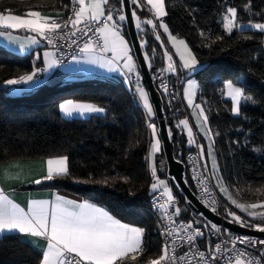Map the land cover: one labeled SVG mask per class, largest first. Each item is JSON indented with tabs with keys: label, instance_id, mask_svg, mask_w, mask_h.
I'll list each match as a JSON object with an SVG mask.
<instances>
[{
	"label": "trees",
	"instance_id": "trees-1",
	"mask_svg": "<svg viewBox=\"0 0 264 264\" xmlns=\"http://www.w3.org/2000/svg\"><path fill=\"white\" fill-rule=\"evenodd\" d=\"M109 1L113 7L120 8L117 0ZM165 3L164 23L173 35L185 40L201 67L192 75L198 85L196 103L202 105L208 116L219 173L238 199L247 203L263 202L262 34L250 29H233L229 34L224 30L223 17L228 7H235L236 23H262L264 0H165ZM71 4V0H0V13L11 11L24 16L32 10L51 17L57 14L65 17ZM131 9L145 18L143 8L131 5ZM122 33L130 39L125 23ZM137 35L139 40L148 42L141 49L144 57L145 53L150 57L145 62L152 77L164 67L163 48L148 26L144 25V31ZM40 67L32 53L21 56L0 47V164L68 157V175L23 190L64 191L105 208L124 223L143 228V253L136 261L128 259L124 264H149L161 254V247L148 212V118L138 97L122 78L77 79L18 93L12 92L13 86L6 83ZM137 69L141 76L138 65ZM228 81L243 86L246 96L252 98L251 104H241L237 117L231 115V102L223 97V86ZM62 100L93 103L103 107L105 114L88 119H64L57 111ZM161 106L165 117L180 111L163 97ZM181 118L184 116L166 119L169 132L175 135L171 148L176 160L191 150L185 146L186 140L176 127ZM199 141L202 144L200 137ZM168 180L175 206L185 207L184 196ZM96 181H107V184ZM222 201L227 207V202ZM178 218L193 222L189 211L187 214L181 211ZM40 260L41 254L18 235L0 238V264H40Z\"/></svg>",
	"mask_w": 264,
	"mask_h": 264
},
{
	"label": "snow or ice",
	"instance_id": "snow-or-ice-1",
	"mask_svg": "<svg viewBox=\"0 0 264 264\" xmlns=\"http://www.w3.org/2000/svg\"><path fill=\"white\" fill-rule=\"evenodd\" d=\"M72 8L71 15L61 22V15L57 14L56 18L48 15H42L40 11L29 10L24 16L13 15L11 11L7 15L0 13V29H25L43 40H46L49 45L56 44V37L64 39L69 37L67 43L69 47L76 44L78 51L86 56L88 63H97L99 53H112L111 59L104 60L100 63L101 67L107 66L110 72H120L131 83V76L136 64L133 56L130 54L131 48L128 42L121 34V23L127 20L122 9L117 18L114 19V14L110 10L105 13V5L109 0H71ZM123 6L125 0H120ZM131 3L137 8L143 7L142 0H131ZM150 5L149 11L153 13L156 20H160L159 25L154 23L153 19H141L137 16L136 11H132L131 17L135 21L136 28L144 31L143 25L151 27L155 34V39L160 41V47L164 48V42L161 40V35L157 33V28L163 29V33L168 35V41L176 50V54L180 57V62L185 69L194 70L197 66V58L193 55L192 50L183 39H178L169 31L167 24L163 22L162 17L167 15L165 0H146ZM65 7H67L65 5ZM226 15L223 17V27L229 34L233 28L237 26V9L228 7ZM93 25H99L93 27ZM251 28H254L264 33V23H252ZM92 32L95 39L89 37L84 40L80 46L77 40L71 39L76 37L77 33L81 38L88 37V33ZM203 35V33H201ZM0 36L6 39H14L10 33L0 32ZM39 41L35 38L31 39L32 44H37ZM148 42L141 40L140 47L144 48ZM23 47V45L21 46ZM153 55L155 49L152 50ZM167 67L162 69L163 72L175 74L177 66L173 62L172 55L167 50L163 53ZM54 53L45 52V69H37L31 74L20 76L19 79H9L6 81L8 85L27 84L29 82H37L34 78L38 71H47L59 63L53 57ZM145 61H149L150 57L145 53ZM75 62L80 60L73 57ZM149 66H151L149 64ZM139 73H136L135 90L138 93L139 99L147 109L149 117L153 116V108L149 101V95L139 83ZM161 87L165 92L168 91L167 84L162 82ZM194 81L189 80L187 88L184 91V98L187 101L189 108H192V115L196 118V127L204 133L205 139L209 141L208 155L212 156V177L217 181V187L226 195L227 199L236 208L242 212H246L248 216L254 220H259L260 223L249 224L234 212H229L232 217L230 223H238L241 227H251L256 231L264 233V211H254L256 209H264V202H256L250 204L238 203L228 193V189L224 186L223 179L218 175L219 168L212 154V130L208 126L209 120L205 113V109L200 103L195 102ZM227 90L226 95L232 103L233 114L239 115L241 112V100H251L250 96H246L245 88L237 86L234 82L228 81L224 84ZM60 111L65 116H72L73 113L80 115L91 113H103L105 109L92 103H77L72 100H67L59 105ZM178 126H183L187 131L188 143L196 144L192 127L189 126V121L183 119L179 121ZM148 127L152 130L154 142L151 144L150 157H154L160 150V140L157 137V128L154 122H150ZM171 135V132H169ZM218 135V133H217ZM200 149L201 156L204 155V147L197 145ZM47 174L44 177L46 180H52L54 177L64 176L69 174L68 157L62 156L50 158L46 161ZM207 168V165H205ZM151 174L156 180L151 185L153 192L163 189L162 196L166 197L163 204H159V208L163 210V218L166 221V226L161 232V235L171 237V241L163 245L161 254L149 261V264H193V258H196L197 264H211L213 261L226 259V264H261L259 259L252 257L251 253L245 250L237 249V242L245 245H251L253 248L257 244L264 245V240H254L247 237H236L230 241L216 243L214 246H209L208 255L204 251H200L196 247L197 238L204 237L205 232L200 228H195L193 223L189 222L177 224L174 217L179 216L181 209L175 207V198L172 195L171 189L165 181L160 180L156 176V166L152 163ZM194 179H197L194 174ZM89 183L91 181H81ZM35 183H41L36 180ZM96 183L107 184V181H96ZM205 193L209 192L206 180L201 176L198 179ZM215 201L211 202L214 205ZM206 205V206H211ZM174 207V212H169L168 209ZM213 211L215 208L213 207ZM204 227H208L205 225ZM213 231L219 233L220 229L216 225H211ZM17 232L19 234L30 235L34 238H43L46 241V246L42 249L41 264H124L126 259L136 261L137 257L144 251L143 236L144 229L141 227L130 226L122 223L114 218L105 209L96 206L87 201L76 203L75 201L65 199L62 196L56 195L53 200H33L27 210L21 208L14 203L3 191H0V234L5 232ZM186 244L189 250L183 255H177V241ZM230 244V247L227 245Z\"/></svg>",
	"mask_w": 264,
	"mask_h": 264
},
{
	"label": "crops",
	"instance_id": "crops-1",
	"mask_svg": "<svg viewBox=\"0 0 264 264\" xmlns=\"http://www.w3.org/2000/svg\"><path fill=\"white\" fill-rule=\"evenodd\" d=\"M142 2H143V6L145 7V9H144L145 19H153L154 23L159 25L160 20H156L153 16V13L151 11H149L151 6L146 3V0H142ZM134 7L137 8L135 5H134ZM121 9H122L121 6H120V8L113 7L110 4V1L108 2L107 5H105V13L107 14V12L111 10L114 14V19L117 18ZM4 14L7 15L8 13H4ZM42 15H45V14H42ZM164 17H162L161 19L164 20ZM123 23L124 22L121 23V29H120L121 34L123 35L124 39L128 42L129 47L131 48L130 54L133 56L134 63L136 64L135 71H138L137 63H136V59L134 57V53H133V49L131 46L130 39H128L127 36L122 33V24ZM252 23H261V22L237 23V26L234 28L237 30L250 29V30H253L256 32H260L256 29L250 27V24H252ZM262 23H264V22H262ZM148 27L151 29L150 26H148ZM157 30L160 32L161 37H162L161 40L164 42V48H163L164 51L167 50L169 52V54L172 55L173 62L176 64V66L179 68V70L182 73L183 83H182L181 93H182L183 104H184V106H185V108L189 114L190 121H192V123H193V119L190 116V113L192 114L193 109L188 107L187 101L184 98V91L187 88L188 81L192 80L196 84L195 89H193L195 96H196L198 85H197V82L192 78V75L195 72H197L201 67L197 63V66L194 70H189V69L183 68V66L180 62L179 55L176 54L175 48L172 46L171 42L168 41V35L163 33V30L160 28H157ZM0 32L10 33L11 36L14 38L12 40H9V39H6L4 36H0V47L4 48V49H6V50H8L14 54H18L21 56L29 55L32 53L33 58H34V62H40V65H41V67L37 68V69H41V70L45 69L46 65H45V60H44V53L45 52H51V51L44 46L43 41L40 37L36 36L35 33H32V32L27 31L25 29H16V30L0 29ZM140 32H142V31H140ZM260 33L262 34V41H263V48H264V33H262V32H260ZM153 37L155 38V34ZM32 38L37 39L39 42L37 44H32L31 43ZM158 42L160 43V41H158ZM22 45H23V47H21ZM96 55L99 58L97 63L86 62V60L88 58L86 56H84L83 54H81V55L76 57L80 60L79 63L75 62L74 59H71L67 63H64L60 66L54 65L53 67L47 69V71H38L37 76L34 78V80L37 82H29L27 84L21 83V84H17V85H11V86H13L12 92L18 93L21 91H30V90H35V89H37L40 86L45 85V84L64 83V82H69V81L77 80V79H94V78H117V79L120 78L121 79V78H123L124 75H121L120 72H110L108 70L107 66H105V67L100 66V63L103 62L104 60L111 59L112 53L104 54V53L97 52ZM49 59L51 60V59H53V57H50ZM163 60L165 63L164 55H163ZM37 69H35V70H37ZM65 101H67V100H62L57 105V111H58L59 115L64 119H68V120L69 119H88V118L93 117V116H104V114H105V111H104L103 113H91V114L86 113L84 115H80L78 113H73L72 116H65L59 109V105L61 103H64ZM72 101H74V100H72ZM74 102L87 103V102H80V101H74ZM152 118H154V117H152ZM148 120H151V118L150 119L148 118ZM190 121H189V126L192 127ZM193 125H194V123H193ZM194 129H192V130L197 132L198 136L200 137V140L202 141V144L204 145V149H205V143H204L205 141H204L202 135L200 134V132L198 131L196 126H194ZM150 135H151V137H150L151 140H150V143L148 146L146 161H147V169H148V173H149L148 193L152 194L153 191L151 189V185L156 182V180L154 178L153 179L150 178L151 166H152L153 162L155 163V166H156V176L160 180L165 181V183L168 185L169 189H171V187L169 186V180H168L169 178L167 176L162 177L160 175V171L158 168V163L160 162V159L163 157V149H162V144H161V138H159V133L157 131V137L156 138H158L160 140V150L155 154L154 157H150V151H151L150 146L154 142L152 130H150ZM212 139H213V136H212ZM208 143H209V141H208ZM189 147H191V145ZM212 147L214 149V145H212ZM205 152H206V149H205ZM212 152H213V150H212ZM214 153H215V150H214ZM215 155H216V153H215ZM206 159H207V154H206ZM47 160L48 159H25V160H16V161H11L8 163L0 164V191H3L6 195L9 196L10 199L13 200L14 203L18 204L21 208H24L25 210H27L29 204L33 200H53L56 195L62 196L68 200L75 201L76 203L85 202L81 198H79L73 194L64 192V191L23 190L24 187L37 184V183H35L36 180H40L41 183L46 182V181H50V180L44 179V177L47 174V163H46ZM207 164H208V159H207ZM208 166H209V164H208ZM58 177H60V176H58ZM54 178H56V177H54ZM171 192H172V190H171ZM172 195H173V192H172ZM87 202H89V201H87ZM89 203H92V202H89ZM96 206H98V205H96ZM98 207H100V206H98ZM103 209H105V208H103ZM254 211H264V209H256ZM109 214L112 215L110 212H109ZM114 218H116V217H114ZM116 219H118V218H116ZM251 219H253V218L251 217ZM247 220L248 221H259L258 219L257 220L247 219ZM122 223H124V222H122ZM128 225L135 226V225H131V224H128ZM136 227H138V226H136ZM247 228H251V227H247ZM251 229H254V228H251ZM9 234L18 235L22 240L27 242L33 249H35L36 251H38L41 254V260H42V249L46 246V241L43 238H34V237H31L30 235L19 234L15 231L5 232L3 234H0V238L5 236V235H9ZM41 260H40V264H41ZM127 260L128 259H126L125 261H127Z\"/></svg>",
	"mask_w": 264,
	"mask_h": 264
},
{
	"label": "built area",
	"instance_id": "built-area-1",
	"mask_svg": "<svg viewBox=\"0 0 264 264\" xmlns=\"http://www.w3.org/2000/svg\"><path fill=\"white\" fill-rule=\"evenodd\" d=\"M71 8H72V4L69 13L65 17L61 16V22L63 21V19H66L69 15H71ZM142 8L145 9L144 6ZM98 26L99 25H93V27H98ZM157 33L160 34L158 30ZM89 37L95 39L92 32L88 33V37H83V38H81L80 34L77 33V36L71 37V39L77 40L80 46H82L84 40L88 39ZM68 39L69 37L67 36H65L64 39H60L59 36H57L55 46L49 45L46 40L42 39L44 46L47 49H49L52 53H54L53 59L59 61V63L56 64L57 66L67 63L68 61L73 59L74 56L77 57L81 55V53L78 51L76 44H72L69 47L67 43ZM164 68L165 67H161L156 72V74L151 77L153 87L160 98V102H162V97H163L168 102L176 105L180 109V111L166 117V119H173L176 117L184 116V118L190 121L189 114L183 104V99H182V93H181V86L183 80L182 73L178 67H177L178 70L175 74L161 71ZM136 73L139 72L134 70L133 73L129 74L131 76V83L128 81V79H126L125 76H123L122 79L131 88L132 92L136 96H138V93L135 90ZM139 78H140L139 83L143 87L140 75ZM162 82L167 84V88H168L167 92H165L161 87ZM150 122H154L155 124H157L156 119L148 120L147 127ZM191 122L192 121H190V123ZM192 129H194L193 126ZM150 130L151 129L148 127V136H147L148 146L151 140ZM193 133L196 144L191 145L190 147L191 150L186 152L181 160H178L183 165V180L187 186H188L187 182L190 184V187L188 186L189 189L191 190V192L193 193V195L195 196V198L203 208H205L215 216L221 218L222 220H225L224 215H225L226 206L224 205L213 183L211 171L207 164L205 152L204 155L201 156L200 149L197 147V145H202L199 141V136L197 132L193 131ZM205 165H207V168H205ZM194 174L196 175L197 179L193 178ZM201 176L206 180V184L209 189V192L207 193L203 191L201 185L198 183V179ZM162 192L163 189H160L150 194L148 198V212L154 227L153 231L157 235L161 249L165 243L170 242L172 239L171 237H166L164 235H161V232L166 226V221L163 218V210L159 208V204H163L166 201V197L162 196ZM212 201H215L214 205H211ZM185 202L187 205L188 202L187 199H185ZM206 205H211V206H206ZM213 207L215 208V211H213ZM187 209L190 213L193 222L181 220L178 218V216L174 217V219L176 220L177 224L179 223L187 224L191 222L193 223V226L195 228H200L205 232L204 237L197 238L196 247L198 250L204 251L206 256L208 255L209 246H214L216 243H222L223 241H230L231 239L236 237H247L257 241L264 240L262 238H257L253 236H248V235H243L228 231L222 225H216L213 222L207 220L206 218H204V216L201 213H195L193 210H191L188 207ZM168 211L174 212V207H170ZM213 224L220 229L219 233L212 230L211 225ZM205 225H207L208 227H204ZM227 247H230V244L227 245ZM236 247L237 249L245 250L246 252L251 253L253 258L259 259L261 261V264H264V245L257 244L256 247L253 248L251 245H245L237 242ZM188 250H189L188 245L182 244V242H180L179 240L177 241V249H176L177 255H183ZM193 264H197L196 258H193ZM211 264H226V259L222 258L220 261L211 262Z\"/></svg>",
	"mask_w": 264,
	"mask_h": 264
},
{
	"label": "water",
	"instance_id": "water-1",
	"mask_svg": "<svg viewBox=\"0 0 264 264\" xmlns=\"http://www.w3.org/2000/svg\"><path fill=\"white\" fill-rule=\"evenodd\" d=\"M116 2L118 5L121 6L123 14L127 17L125 24L129 33L134 57L136 59L141 74V81L142 84L145 86L146 90L148 91L152 105L154 107L155 119L157 121V126H158L162 149H163V157L160 159V162L158 163L160 175L162 177L167 176L169 179H171L178 188L179 192L188 201L187 205L181 208V211L187 214L188 213L187 207H188L191 210H193L195 213H201L204 216V218L213 222L214 224L222 225L228 231L264 239V233L258 232L255 229L241 227L234 223H230L227 220H222L221 218L215 216L214 214L203 208L200 205V203L197 201V199L195 198L189 187L184 182L183 165L174 158L171 148L172 139L174 138L175 135L174 133H171V135H169V131L166 124V117L164 115V111L161 106L160 98L153 87L151 75L149 73L147 64L145 62L142 49L140 47L138 35L133 23V19L131 17L132 9H131L130 0H125L123 6L121 5L120 0H117Z\"/></svg>",
	"mask_w": 264,
	"mask_h": 264
},
{
	"label": "rangeland",
	"instance_id": "rangeland-1",
	"mask_svg": "<svg viewBox=\"0 0 264 264\" xmlns=\"http://www.w3.org/2000/svg\"><path fill=\"white\" fill-rule=\"evenodd\" d=\"M130 4L133 5V4L131 3V0H130ZM139 9H140V8H139ZM132 11H135V10L132 9ZM136 13H137V12H136ZM137 16L139 17L138 14H137ZM139 18H140V17H139ZM140 19H141V21L145 20V18H140ZM163 22H164V20H163ZM124 23H125V22H124ZM133 23H134V26H135L136 31H137V32H140V30H138V29L136 28V25H135V21H134V20H133ZM159 23H160V22H159ZM146 26H147V25H146ZM143 28H144V25H143ZM233 29H235V28H233ZM162 30H163V29H162ZM224 30H225V29H224ZM141 40H144V39L141 38V39L139 40L140 43H141ZM163 53H164V49H163ZM164 59H165V57H164ZM164 67H165V68L167 67V61H166V59H165ZM192 78H193V77H192ZM193 79H194V78H193ZM194 80H195V79H194ZM195 81H196V80H195ZM182 83H183V80H182ZM237 86H238V85H237ZM143 88H144V90L148 93V91L146 90V88H145L144 85H143ZM181 88H182V86H181ZM226 91H227V90H226V89L224 88V86H223V97H224L225 100L231 102L230 98L227 97V95H226ZM148 95H149V93H148ZM137 97H138V100H139L140 105L144 108V110H145V112H146L147 118H149V119L151 118V120H154V119H155V112H154V107H153V105H152V102H151L150 96H149V101H150V104L152 105L153 113H154V115L151 116V117H149V115H148V113H147V109L144 107L142 101L139 99V96H137ZM195 102H196V96H195ZM251 103H252V99H251V100H247V99H242V100H241V104H251ZM231 106H232V103H231ZM231 115L234 116V117H237V116H238V115H236V114H233V112H232V108H231ZM190 116H191L192 119H193L194 126H196V118H195L191 113H190ZM152 117H154V118H152ZM183 119H185V118H181V119H179V120L177 121L176 127H177L178 129L181 130V132H182V134H183V136H184V138H185V140H186L185 146H186V147H189L190 144L188 143L187 131L183 128V126H178V125H179V121H180V120H183ZM155 125H156L157 131H158V133H159L158 126H157V124H155ZM196 128L198 129V131L200 132V134L202 135V137H203V139H204V141H205V142H204V143H205V149H206V154H207V159H208L209 168H210V171H211V169H212V164H213V158H212V156H209V155H208V145H209L208 140L205 139L204 133L201 132L200 129H199L198 127H196ZM159 138H160V134H159ZM212 150H213L212 154H213V156H214V158H215V162H216V164H217V166H218L217 159H216L217 157H216V155H215V153H214V149H213V147H212ZM218 175L221 177V175H220L219 172H218ZM211 176H212V171H211ZM150 178L153 179L152 174L150 175ZM212 180H213V183H214V185H215V187H216V189H217V191H218L220 197H221L222 199H224V200L227 202V207H226L225 215H224V219H225V220H227V221H229V222L232 220V217L228 215L229 212H234L236 215L240 216L243 220H246V219L253 220V219H251L250 216L247 215L246 212H242L240 209L236 208L233 204H231L230 201L227 199L226 195L223 194V193L221 192V190H220L219 187H217V181H216V179H214V178L212 177ZM223 183H224V181H223ZM169 186H170V182H169ZM224 186L228 189V193L231 194L232 197H233V199H236L238 203L250 204V203H247V202L242 201V200L238 199L237 197H235V196L232 194V192L230 191V189L228 188V186H226L225 183H224ZM177 207H179V206H177ZM233 223H234V222H233ZM234 224L240 226V224H238V223H234Z\"/></svg>",
	"mask_w": 264,
	"mask_h": 264
}]
</instances>
